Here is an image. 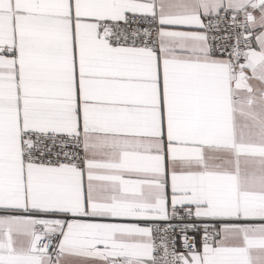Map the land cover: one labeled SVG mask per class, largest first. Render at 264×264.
I'll return each instance as SVG.
<instances>
[{"label": "crops", "instance_id": "0c3cea01", "mask_svg": "<svg viewBox=\"0 0 264 264\" xmlns=\"http://www.w3.org/2000/svg\"><path fill=\"white\" fill-rule=\"evenodd\" d=\"M226 8L256 33L239 65L208 51ZM126 14L159 54L98 36ZM24 132L80 134L86 168L25 166ZM188 205L227 222L185 264H264V0H0V264H151L149 222Z\"/></svg>", "mask_w": 264, "mask_h": 264}, {"label": "built area", "instance_id": "2783aa9c", "mask_svg": "<svg viewBox=\"0 0 264 264\" xmlns=\"http://www.w3.org/2000/svg\"><path fill=\"white\" fill-rule=\"evenodd\" d=\"M204 33L209 55L223 57L234 65L245 62L251 49L255 31L244 11L224 9L215 15H202ZM98 36L112 46L146 49L159 54L160 32L154 15L126 14L121 21L100 20ZM6 54L5 50H1ZM22 159L24 165L68 167L77 170L86 168L85 147L82 136L38 132L22 133ZM194 206L171 207L163 219L150 221L151 264H185L187 254L198 252L199 245H214L220 238L223 219H199ZM97 217V216H94ZM61 232H51L36 225L31 251L57 262Z\"/></svg>", "mask_w": 264, "mask_h": 264}, {"label": "bare ground", "instance_id": "6f19581e", "mask_svg": "<svg viewBox=\"0 0 264 264\" xmlns=\"http://www.w3.org/2000/svg\"><path fill=\"white\" fill-rule=\"evenodd\" d=\"M226 59V58H225ZM231 62V61H230ZM42 167V166H41ZM38 225H40V224H38ZM42 226V225H41Z\"/></svg>", "mask_w": 264, "mask_h": 264}]
</instances>
